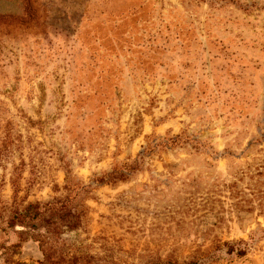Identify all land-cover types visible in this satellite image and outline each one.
I'll use <instances>...</instances> for the list:
<instances>
[{
  "label": "rangeland",
  "instance_id": "1",
  "mask_svg": "<svg viewBox=\"0 0 264 264\" xmlns=\"http://www.w3.org/2000/svg\"><path fill=\"white\" fill-rule=\"evenodd\" d=\"M72 190L93 254L264 264V0H0V237Z\"/></svg>",
  "mask_w": 264,
  "mask_h": 264
},
{
  "label": "trees",
  "instance_id": "2",
  "mask_svg": "<svg viewBox=\"0 0 264 264\" xmlns=\"http://www.w3.org/2000/svg\"><path fill=\"white\" fill-rule=\"evenodd\" d=\"M114 176L111 175L112 178ZM80 192L72 190L64 198L29 203L25 207L9 210L1 228L4 240L1 236L0 264H14L22 245L31 240L39 245L42 264H132L116 257L107 246L104 247V254H93L82 243H69L64 238L65 233L76 232L83 227L86 208L81 204L82 198L79 199ZM10 233L16 236V242L5 238ZM145 264H199V260L180 262L172 256H158Z\"/></svg>",
  "mask_w": 264,
  "mask_h": 264
}]
</instances>
